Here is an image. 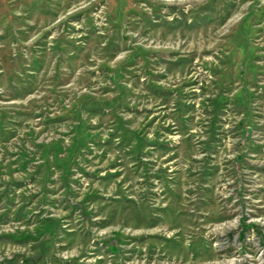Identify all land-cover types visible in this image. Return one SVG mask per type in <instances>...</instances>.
Wrapping results in <instances>:
<instances>
[{
  "label": "rangeland",
  "instance_id": "1",
  "mask_svg": "<svg viewBox=\"0 0 264 264\" xmlns=\"http://www.w3.org/2000/svg\"><path fill=\"white\" fill-rule=\"evenodd\" d=\"M0 264H264V0H0Z\"/></svg>",
  "mask_w": 264,
  "mask_h": 264
}]
</instances>
